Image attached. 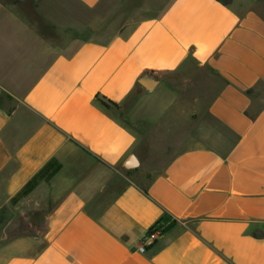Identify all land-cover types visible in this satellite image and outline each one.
<instances>
[{
  "label": "crops",
  "instance_id": "0c3cea01",
  "mask_svg": "<svg viewBox=\"0 0 264 264\" xmlns=\"http://www.w3.org/2000/svg\"><path fill=\"white\" fill-rule=\"evenodd\" d=\"M0 264H264V0H0Z\"/></svg>",
  "mask_w": 264,
  "mask_h": 264
},
{
  "label": "rangeland",
  "instance_id": "374dc122",
  "mask_svg": "<svg viewBox=\"0 0 264 264\" xmlns=\"http://www.w3.org/2000/svg\"><path fill=\"white\" fill-rule=\"evenodd\" d=\"M225 1H228V2H229V0H225ZM136 114H137L138 117H140L141 112L138 111ZM166 122H168V121H166ZM135 125H136V124H135ZM174 131H177V130H175V129H169V128L161 129L160 136H159L158 138H163V139H165V138H170L171 135H172V133H174ZM166 140L169 141V139H166ZM166 140H165V141H166ZM156 145H157V144H156ZM177 147H178V146L176 145V149H177ZM155 154H156V153H155ZM158 157H159V156H157V155H156V156H155V155H152V160H153V158H155V159L157 160ZM159 158H161V157H159ZM164 161H165V159H164V158H161L160 160L154 161V164L163 165Z\"/></svg>",
  "mask_w": 264,
  "mask_h": 264
},
{
  "label": "built area",
  "instance_id": "2783aa9c",
  "mask_svg": "<svg viewBox=\"0 0 264 264\" xmlns=\"http://www.w3.org/2000/svg\"><path fill=\"white\" fill-rule=\"evenodd\" d=\"M149 237V245H152L155 241V237H156V231H153L152 233L150 232V234L148 235ZM146 245H143L139 248L141 253H144L146 251Z\"/></svg>",
  "mask_w": 264,
  "mask_h": 264
},
{
  "label": "water",
  "instance_id": "95a60500",
  "mask_svg": "<svg viewBox=\"0 0 264 264\" xmlns=\"http://www.w3.org/2000/svg\"><path fill=\"white\" fill-rule=\"evenodd\" d=\"M141 84H143L144 86H146L147 88L149 89H152V86H150L146 81H141ZM125 167L128 168V169H132V168H135L136 167V163H133L132 161H127V163L125 164Z\"/></svg>",
  "mask_w": 264,
  "mask_h": 264
},
{
  "label": "trees",
  "instance_id": "16d2710c",
  "mask_svg": "<svg viewBox=\"0 0 264 264\" xmlns=\"http://www.w3.org/2000/svg\"><path fill=\"white\" fill-rule=\"evenodd\" d=\"M98 100L103 104L105 105L106 107H110V106H117V104H115L114 102H111V101H107V100H104V99H99Z\"/></svg>",
  "mask_w": 264,
  "mask_h": 264
}]
</instances>
